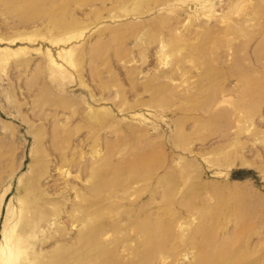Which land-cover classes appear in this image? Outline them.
Segmentation results:
<instances>
[{
	"label": "rangeland",
	"instance_id": "1",
	"mask_svg": "<svg viewBox=\"0 0 264 264\" xmlns=\"http://www.w3.org/2000/svg\"><path fill=\"white\" fill-rule=\"evenodd\" d=\"M0 264H264V0H0Z\"/></svg>",
	"mask_w": 264,
	"mask_h": 264
}]
</instances>
